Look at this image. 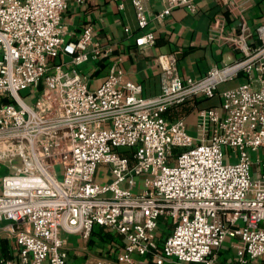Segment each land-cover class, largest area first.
Masks as SVG:
<instances>
[{
	"label": "built area",
	"instance_id": "1",
	"mask_svg": "<svg viewBox=\"0 0 264 264\" xmlns=\"http://www.w3.org/2000/svg\"><path fill=\"white\" fill-rule=\"evenodd\" d=\"M131 1L144 50L155 43L149 0ZM157 1L159 18L196 2ZM67 4L0 0V161L12 170L0 180V264H67L62 232L89 238L96 225L123 237L126 264H218L228 239L241 262L264 259V23L218 34L240 55L199 77L183 79L177 55L160 54L162 91L144 96L116 62L90 86L80 67L107 60L112 45L91 26L70 39ZM239 77L220 92L222 113L199 110L195 135L183 116L166 117Z\"/></svg>",
	"mask_w": 264,
	"mask_h": 264
},
{
	"label": "crops",
	"instance_id": "2",
	"mask_svg": "<svg viewBox=\"0 0 264 264\" xmlns=\"http://www.w3.org/2000/svg\"><path fill=\"white\" fill-rule=\"evenodd\" d=\"M234 1L240 10L236 15L228 7L229 0H196L194 10L180 6L159 18L156 15L162 4L149 0L151 19L145 30L154 33L155 43L144 50L135 41L140 30L131 0H124L123 8L119 7L117 0H87L85 3L68 0L62 21L67 26L70 39H74L86 26H91L96 42L112 45V54L107 60L102 63L93 60L80 67L88 75L91 87L98 86L116 62L127 78L142 83L144 96H155L162 91L164 82L163 71L157 63V57L162 53L177 55L183 79L199 77L212 66H222L238 59L239 52L231 46L221 45L217 36L239 32L243 26L254 33L255 27L264 23V0ZM127 28L130 32L126 31ZM255 37L253 35L250 40L257 43ZM242 80L239 77L223 83L213 98H192L169 109L165 115L170 120L183 116L187 131L194 130L196 134L199 110L219 107L222 113L220 92L237 86ZM10 172L9 166L0 161V180L3 174ZM62 236L68 250L67 264H126L117 258L124 248L123 237L109 228L96 225L89 238L67 232H62ZM235 244V239H228L222 245L218 250V264H264V259L241 262ZM2 249L9 254L6 238L1 239ZM144 260L150 261L149 258Z\"/></svg>",
	"mask_w": 264,
	"mask_h": 264
},
{
	"label": "rangeland",
	"instance_id": "3",
	"mask_svg": "<svg viewBox=\"0 0 264 264\" xmlns=\"http://www.w3.org/2000/svg\"><path fill=\"white\" fill-rule=\"evenodd\" d=\"M188 131L191 132L192 134L194 133V130H188ZM194 134H195V133H194ZM230 151H231V149H230L229 147L224 148V153H225V156H226V157L229 155ZM231 153H232V152H231ZM226 157H225V158H226ZM105 169H106L105 167H100L99 172L101 173V175L104 174ZM57 170H58L59 174H62V166H61V165H57ZM106 171H107L106 175L109 176L110 174H109L108 169H107Z\"/></svg>",
	"mask_w": 264,
	"mask_h": 264
}]
</instances>
